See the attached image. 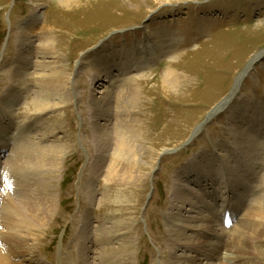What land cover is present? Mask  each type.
I'll return each mask as SVG.
<instances>
[{
	"label": "rangeland",
	"instance_id": "1",
	"mask_svg": "<svg viewBox=\"0 0 264 264\" xmlns=\"http://www.w3.org/2000/svg\"><path fill=\"white\" fill-rule=\"evenodd\" d=\"M79 2L0 0V211L20 203L48 208L44 224L32 219L19 232L0 226L1 236L26 240L20 264H176L195 256L217 264L210 256L221 252L223 239L264 212V0ZM160 30L179 41L178 51L146 56L142 71L124 73L138 78L137 103L134 92L122 93L127 82L117 79L119 67L113 76L94 75L92 64L105 60V49L110 67L147 31ZM260 53L238 95L199 129ZM170 70L181 84L168 93L161 80ZM41 105L53 107L36 113ZM122 109L134 112L125 126ZM240 122L254 136L251 154ZM122 127L130 148L115 168ZM22 147L37 154L54 148L55 168L30 165L16 185L6 181ZM257 247L264 240H251L249 248Z\"/></svg>",
	"mask_w": 264,
	"mask_h": 264
},
{
	"label": "bare ground",
	"instance_id": "2",
	"mask_svg": "<svg viewBox=\"0 0 264 264\" xmlns=\"http://www.w3.org/2000/svg\"><path fill=\"white\" fill-rule=\"evenodd\" d=\"M79 1L80 0H62V3L64 6H68V7L71 6L72 7L73 5H76ZM169 35H170L169 30H163V31L160 30L157 32H148L147 31V35L145 36L146 40L135 45V48H133L130 51L129 50H123V52L120 54L121 56H118V58L116 59L117 61L114 62L110 67H107V62H109V60L112 58V56L109 55L107 57V51H109V49L108 48L105 49L102 52V54L100 55V57L105 58V60L103 62H101L100 60H98V61L95 60L94 63L92 64V66L94 68V72H95L94 75L97 78H104L105 76H107L109 74H111L113 76L114 75L113 70L115 69L114 66L119 67L118 70L122 74L117 75L118 78L113 77L112 79H115V78L121 79L120 81H121L122 85H124L127 82V85H126V87H127L126 91L127 92H122V93L126 96L129 92H131V91L134 92V96L131 98L132 99L131 102L133 104L137 103L138 100H136V99H137L139 94L135 93L136 88L134 86V80H138V78L137 77H129V78L127 77V79H126L125 78L126 76L124 75V73H126L128 71L134 72V71H138L140 69L143 70L145 63H147L146 62V56H148V58L151 56L154 57L155 53H160V52L164 53V51H171V50L173 51L174 49L176 50L175 51V55H176V53L178 51L177 48L179 46V41L174 39L173 38L174 36L171 37L169 40H167L166 37ZM150 44L152 45L151 47H150ZM48 50H50V52H52V54H53V50L49 45L46 46V51H48ZM114 52H115V50H114ZM260 56H261V53L254 56V58L249 62L247 70L250 69L255 64V62H257V60L260 58ZM123 57H126L125 62L120 61L121 58H123ZM117 63H120V64H117ZM142 70H140V71H142ZM173 75H174V71L170 70L169 72H167L166 76L164 78H162L161 87H162L163 91L169 93V92H173V91H170L171 89H174L177 91V89L179 88L178 85H180L181 83H179V80L177 79L178 76L176 77V75H175V77L172 78ZM244 77H245V71H243L242 73H240L238 75V77L235 80L234 92L238 89V87L240 85H242L243 80L245 79ZM108 79H110L109 76H108ZM59 81H61V80H56V79L49 80V82H52L53 84H60ZM133 86L135 89L133 88ZM108 93H110V92L108 90H106L104 94L106 96H108ZM132 94H131V96H132ZM232 96H233V94L231 96H229L221 105L218 106V108H221V109L217 108L218 112H219V110L222 111L223 109L226 108L227 105L230 104V102L232 101V98L234 97V96L233 97ZM51 107H53V106L41 105L40 107H38V109H36V113L44 114L45 112L44 113H40V112L45 111ZM121 113H122L121 114L122 121H123V124L125 126L126 122H128V120L131 119L130 117H132L131 115L134 114V112H129L127 109H122ZM39 114H37V115H39ZM28 115H29V117H27ZM98 115H101L103 117V119H105L107 117V116L105 117V114L100 109H99ZM31 116L32 115L27 114L26 118L30 119ZM17 118H19V117L17 116ZM36 121L37 120H35V122H33V123H36ZM16 122L19 123L18 121H16ZM243 123L240 122L241 126H239L238 129L241 128L240 130L244 134V141H245L244 145H245V143H247L248 146L252 147V149H248V151H247V152H249V154H251V152L253 153L252 150L255 147L254 136L250 132H249V134L246 132L247 127L245 128ZM5 128H10V126L6 125ZM124 129H125V127H122V130H120L119 138H118V141L116 144L115 150L118 152V154H117V156L114 157V162L116 163L114 166L115 168H117V167H119L125 163L126 156H128L125 153H126L127 149L130 148L128 145V138L125 136V133H124L126 131ZM199 129H201V127H199ZM13 131L15 132L16 130L14 129ZM127 131H129V130H127ZM19 134H23V133L18 132L16 135L15 134H13V135L17 136ZM5 138H6V136L4 137V135H3L4 140H5ZM21 139H22V136L18 140L17 144H19V141ZM15 140H17V139H15ZM22 141H24V140H22ZM14 142H16V141H14ZM26 142H28V141H26ZM4 143H3V141H1L0 145L4 146ZM14 145H16V143ZM23 145H26V144H23ZM19 146L20 145H18V147L14 148V149L18 150ZM27 146H28V144H27ZM7 147L8 146H6L5 150L7 149ZM244 148H245V146H244ZM21 149H23L24 151L22 153H19L15 157V160L10 161L11 162V164L9 165L10 168H6L7 173L4 174L5 180L6 181L13 180L15 182V185L19 180L18 176H20L24 170L28 169V167L30 165L34 166L37 169L46 168L48 170L49 169L53 170L55 168V165L57 164L55 159H53V160L50 159V157H52V155L54 153H57V150H55L54 148H45V149L41 148L40 152L38 154H37L36 149L32 148V147H30V148L22 147ZM0 150H3V149L0 148ZM2 153L4 156V150L2 152H0V157H1ZM34 163H35V165H34ZM36 166H39V167H36ZM4 188H5V191L7 192V188L6 187H4ZM12 188L15 189L13 184L10 186L9 189L11 190ZM213 188H214V186H213ZM228 192H227V194H231L230 191H228ZM213 193L215 194V191ZM0 196H1L0 197V206H1L2 202H6V194H5V196H3V195H0ZM210 197L213 201H218V199H214L213 196H210ZM41 205L42 206H39L36 209H32L30 203L14 204V207L17 210L11 209L10 206L9 207L6 206V208H4V215H3L2 211H0L1 212L0 213L1 221L4 220V216H5V222H0V226L8 227V228H10V226H11L13 228L14 232H19L21 226H23V228H24V226L26 228L30 227L32 225L31 224V221H33L32 219H35L36 224H38V225L44 224L45 223L44 214L48 208L46 206V203H44V204L41 203ZM258 213H261V214L258 215ZM262 213L264 214V212L258 211L255 215V218H252L248 222L243 221L240 224L238 231L236 232V236L223 239V241H222V243L218 249L221 252L216 251L213 254L210 253L211 256L210 255L209 256L211 257V259L216 260L217 264L219 263V261H220L219 264H221V263H226V264H233V263L234 264H264V248L263 247H261V248L257 247L258 249L255 248L256 250H254L253 248L252 249L249 248V246L251 244V240H260V239L264 240V215ZM13 220H14V222L10 224V222H12ZM35 221H33V222H35ZM210 223L211 222H209L208 225ZM197 228H200V227H197ZM1 235L2 234L0 232V241H2L0 243V264H20V260L18 261V259L22 255L28 254V248L26 247V242H25L26 240H23L16 233H14L10 236H7V235L1 236ZM3 244H7L8 246L3 247ZM200 249H201V247H200ZM199 251L200 250H197L194 252H199ZM206 252H208V251H206ZM10 255H12V256L10 257ZM24 256H26V255H24ZM179 262L181 264H200V256H195V257H192L191 259H188V258L177 259L176 264ZM102 263L113 264L112 261H110V262H108V261L104 262L103 261ZM21 264H23V263H21Z\"/></svg>",
	"mask_w": 264,
	"mask_h": 264
}]
</instances>
